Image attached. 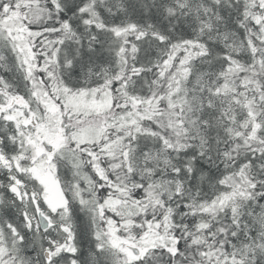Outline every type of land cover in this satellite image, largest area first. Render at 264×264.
<instances>
[{
	"label": "snow or ice",
	"instance_id": "6c2138e0",
	"mask_svg": "<svg viewBox=\"0 0 264 264\" xmlns=\"http://www.w3.org/2000/svg\"><path fill=\"white\" fill-rule=\"evenodd\" d=\"M0 264H264V0H0Z\"/></svg>",
	"mask_w": 264,
	"mask_h": 264
}]
</instances>
